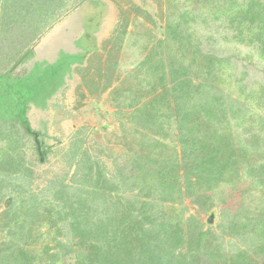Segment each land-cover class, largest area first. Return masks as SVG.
<instances>
[{
    "label": "rangeland",
    "instance_id": "rangeland-1",
    "mask_svg": "<svg viewBox=\"0 0 264 264\" xmlns=\"http://www.w3.org/2000/svg\"><path fill=\"white\" fill-rule=\"evenodd\" d=\"M4 1L0 0V4ZM82 1L21 0L15 3L16 11L0 13V125L4 128L14 126L11 123L15 116L12 103L22 100L31 128L40 133L46 152L45 158L38 154L34 135H28L17 120L14 129L22 142L20 147L27 170L24 177L12 176L3 183L0 244L8 240L4 238L8 229L2 231L6 223L4 213L13 207L12 202L17 201L14 198L20 193H26V200L18 201V205L35 198L41 208L52 200L50 188L55 184L64 182L71 187L85 186L86 167L78 166L79 157L73 163L70 153V150L80 147L77 145L80 141L81 154L88 155L117 187L128 175L136 174L150 151L142 143L144 135L158 139L161 142L159 148L166 156H174L176 150L178 156L173 160L178 161V172L185 177L193 168L194 161L183 160L179 104L171 93L168 100L164 99L167 95H163L164 88L172 89L181 79L195 80L198 84L204 82L216 87L217 97L235 100L242 94V103L249 109L252 108V94L264 90V64L259 62L252 47L232 39L234 29L227 22H212L203 30L198 27L196 30L191 24L189 32L193 34V43L188 45L187 55L192 56L186 61L181 60V46L175 44V47L176 41L168 31L173 20L177 22L181 18L176 2L182 11L190 7L198 14L207 10L202 0H86L80 4ZM7 13L11 15L6 17ZM68 56L73 59H68ZM193 56L196 57L194 64ZM204 56L225 59L228 62L223 68L226 78L218 80L214 76V71L218 72L214 66V71H208ZM159 57L164 64L163 84L158 83L163 77H149L146 72ZM150 58L151 61L146 62ZM180 70L187 71V74L177 75L178 79L173 82L174 71ZM156 97L165 112L164 120L169 114L173 115V126H165L162 133L155 129L154 122L149 124L152 132H148L133 121L135 113H150L157 104ZM260 103L257 101L255 105L258 116L264 120V104L259 107ZM257 120V116L250 119L245 123V129L239 132L264 135V125L260 127ZM144 125L148 126V123ZM3 149L4 143L0 141V151ZM181 181L182 191L186 192L184 178ZM191 182L203 196L205 187L199 189L195 176ZM242 187L220 189L224 190L223 195L219 194L223 201L215 202V212L204 211L194 202L198 198L195 196H185L181 204L160 203L158 199L143 200L156 204L152 214L162 211L176 215L185 211V221L196 217L205 230L211 229L223 238L220 235L223 232L220 228L221 213L238 208L244 190ZM253 201L247 203L252 209L259 204ZM70 204L77 207L75 203ZM97 205L103 208L102 204ZM13 211L19 213L21 210L16 207ZM111 211L106 209L105 212L111 214ZM212 215L214 219L210 223ZM67 225L61 224L64 226L61 232H67ZM189 226L187 222L186 228ZM34 235L40 236L38 232ZM57 238L58 242L72 239L67 234ZM50 239L47 238L48 241ZM45 242L39 239L28 248L42 254ZM50 244L51 253L55 252L57 244ZM233 244L227 242L225 246L228 249ZM64 258L71 261V255Z\"/></svg>",
    "mask_w": 264,
    "mask_h": 264
},
{
    "label": "trees",
    "instance_id": "trees-1",
    "mask_svg": "<svg viewBox=\"0 0 264 264\" xmlns=\"http://www.w3.org/2000/svg\"><path fill=\"white\" fill-rule=\"evenodd\" d=\"M16 1L21 0H5L4 5L0 4V13L16 11ZM202 1L207 10L198 14L190 7L182 11L176 2L181 18L177 22L173 20L168 31L176 41L174 45L181 46V60L186 61L192 56L187 55L188 45L193 43V34L189 32L191 24L196 30L197 27L203 30L212 22L224 21L234 29L232 39L252 47L259 62L264 64V0ZM10 15L5 14L6 17ZM216 57H205V67L208 71L216 69L218 72L214 71V76L222 80L226 78L223 68L228 62ZM70 58L73 59L68 56ZM192 59L194 64L196 57ZM150 61L151 58L146 62ZM163 65L159 57L146 71L149 77H163L158 81L161 84L164 80ZM186 72L174 71L173 82L178 79L177 75ZM197 84L195 80L181 79L172 89L164 88L163 94H167L165 100L169 99V93L173 94L179 104L183 160L194 161L193 168L185 177L180 176L178 161L173 160L178 156L176 150L174 156H166L159 148L161 142L158 139L144 135L142 143L150 151L140 168L141 161L138 164L136 174L128 175L117 187L100 166L85 153L81 154L83 148L80 141L77 143L80 147L70 150V153L73 163L79 157L78 166L86 167L85 186L71 187L64 182L57 183L50 188L52 200L41 208L35 198L18 205V201L26 200L25 192L14 198L17 201L13 200V207L4 213L6 223L2 231L8 229L4 235L8 240L0 244V264H264V135L239 132L245 129L246 122L256 116L260 127L264 125L255 105L257 101L264 104V90L252 94L251 99L255 103L251 100L252 108L249 109L242 103V94L235 100L217 97L216 87L204 82ZM256 95H259L258 98H255ZM156 103L147 115L135 113L133 121L148 132H152L149 124L154 122L155 129L162 133L166 130L165 126H173V115L169 114L164 120L165 112L161 104L158 105V98ZM262 103L258 106L262 107ZM12 106L15 116L11 118V123L14 126L4 128L0 125V141L5 147L0 151L3 157L0 158V197L4 193L6 178H22L27 170L20 147L22 142L14 129L17 120L28 135H34L38 154L46 156L40 133L31 128L22 100L18 99ZM143 123H148V126ZM192 176L199 183V189L205 187L203 196L191 182ZM182 178L186 182V192L182 191ZM240 185L244 190L238 208L221 213L220 228L223 232L220 235L223 238L211 229L205 230L196 217L185 221V211L176 215L162 211L152 214L156 204L143 200L158 199L160 203L181 204L185 196H195L198 198L194 202L208 212L216 208L215 202L223 201L219 194L223 195L224 190L220 189H239ZM248 201L259 204L252 209L247 205ZM159 202L158 205L162 206ZM70 203H75L77 207ZM97 204H102L103 208H98ZM16 207L20 208L19 213L13 211ZM106 209H111V214L106 213ZM187 222L190 223L189 229L186 228ZM64 223L68 224L65 233L61 232L64 230L61 224ZM36 232L40 236L34 237ZM61 234H67L72 239L58 242L57 237ZM226 237L229 239L226 240ZM39 239L46 240L42 254L28 248ZM52 242L57 245L55 252L51 253ZM227 242L234 244L227 249ZM66 255H71L70 262L64 258Z\"/></svg>",
    "mask_w": 264,
    "mask_h": 264
},
{
    "label": "water",
    "instance_id": "water-1",
    "mask_svg": "<svg viewBox=\"0 0 264 264\" xmlns=\"http://www.w3.org/2000/svg\"><path fill=\"white\" fill-rule=\"evenodd\" d=\"M38 136L36 135V138H37ZM39 148H40V145H39ZM213 219H214V215H212L211 217H210V223H213Z\"/></svg>",
    "mask_w": 264,
    "mask_h": 264
}]
</instances>
